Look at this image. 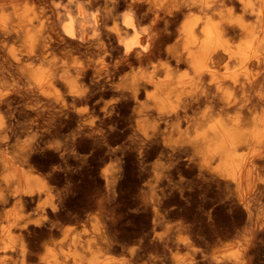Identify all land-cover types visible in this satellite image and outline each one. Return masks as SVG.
Wrapping results in <instances>:
<instances>
[{
  "label": "bare ground",
  "instance_id": "1",
  "mask_svg": "<svg viewBox=\"0 0 264 264\" xmlns=\"http://www.w3.org/2000/svg\"><path fill=\"white\" fill-rule=\"evenodd\" d=\"M239 6L255 21L233 15ZM187 9L197 11L173 29ZM89 52L93 63L85 60ZM263 60L264 0H0V204H12L0 213V264H264V72L254 71ZM136 63L153 65L126 74ZM185 64L192 71L176 74L174 67ZM106 94L116 100L101 101ZM206 102L208 110L189 124L193 132L173 139L170 126ZM139 106L143 120L133 126L131 116H122ZM118 142L121 152L135 147L143 155L159 154L169 173L186 157L201 186L212 192L178 195L161 189L160 181L164 192L141 196L155 215L152 221L144 215L141 227L128 224L115 201L117 207L104 209L109 215L103 222L102 213H86L94 205L91 196L81 208L82 198L67 196L72 187L64 178L68 198L53 200L58 183L51 188L49 182L60 177V167L51 161L55 167L43 171L39 161L59 151L63 158L87 143L117 154L112 144ZM41 199L33 217L31 206ZM174 213L185 215L184 222L178 214L179 222L158 232ZM80 219V225H66ZM171 228L187 230L188 238L175 240ZM224 232L237 240L206 250ZM190 234L206 245L200 257L172 256L173 248L192 246ZM50 235L58 237L44 241Z\"/></svg>",
  "mask_w": 264,
  "mask_h": 264
},
{
  "label": "rangeland",
  "instance_id": "2",
  "mask_svg": "<svg viewBox=\"0 0 264 264\" xmlns=\"http://www.w3.org/2000/svg\"><path fill=\"white\" fill-rule=\"evenodd\" d=\"M196 9H194V10H184L183 12H182V15H181V17L178 19V21L176 22V24H174V27H173V29L175 28V29H178L179 27H180V25L186 20V19H188L189 17H191L192 15H194L195 13H196ZM233 15H236V16H241V17H243L245 20H247V21H250V22H253V21H255V19H256V17H255V15L254 14H251L250 12H249V10H247V9H245L244 7H242V6H239V7H235L234 9H233ZM146 25L148 26V25H150V21H147L146 22ZM173 43H175V41H172V42H170L168 45H173ZM85 60L88 62V63H93V62H95L97 59H96V57H95V54L94 53H92V52H89V54H88V56H86L85 57ZM224 60H225V57H223V58H221L219 61H218V64H217V66L221 69V68H223V62H224ZM158 63H160V61H157V62H155L154 64H158ZM136 65V66H135ZM133 67L134 68H131V69H128L127 71H126V74H140V73H142V72H144L145 70L146 71H149V68H151L152 67V65L153 64H145V65H142V66H140L139 64H135ZM139 65V66H138ZM231 65H232V67L235 65V62H232L231 63ZM174 67V66H173ZM257 69H260L259 70V72H264V60L262 61V63L260 64V66H258V67H256V66H254V71H256ZM176 70V71H175ZM139 71V72H138ZM174 71L176 72V74H179V73H190L192 70H191V67L190 66H188V65H179V66H175L174 67ZM258 71V70H257ZM116 100V96H114V95H112V94H106L105 96H103L102 98H101V101H103V102H109V103H112V102H114ZM210 105V103H208V102H206V103H203V104H201L200 106H197L194 110H191L189 113H188V115L187 116H182V119L180 118L179 120H176L175 121V125H171L170 126V135L172 136V138L173 139H179L180 140V138L181 139H185V138H187V136H189L193 131V129H192V126H190L191 125V123L194 121V120H196V119H199V118H201L202 116H203V113L206 111V110H208V106ZM140 106L139 107H137L135 110H132L131 112L130 111H128V112H125L124 114H123V119L124 118H127V117H130L131 116V120H132V124H133V126H135V125H137V123L139 122V121H142L143 120V114L140 112ZM88 113H90L91 114V110H89V112ZM181 120V121H180ZM183 120V121H182ZM191 120H193V121H191ZM90 120L88 119V122H89ZM189 121H191V122H189ZM123 123H125L124 121H123ZM182 124V125H181ZM190 124V125H189ZM176 125H179V129H180V131H179V129H177V127H176ZM182 126L184 127L183 129H182ZM175 127V128H174ZM171 129L173 130L174 129V131H171ZM177 129V130H176ZM184 131V132H183ZM175 132V133H174ZM174 134V135H173ZM176 134V135H175ZM177 136V137H176ZM59 142V144L60 145H62L63 143H60V141L59 140H57V142L55 141V144L57 145V143ZM85 143V142H84ZM122 143V142H118V144L116 143V145H115V143H113L112 145H113V147L115 148V147H117L118 146V148H119V150H118V153L117 154H115V153H113L111 150H108L107 148L105 149V147H101V148H99V149H97L98 147H96V150H95V147H93L92 145H88V143L87 144H81V145H83V146H76L75 148H72V149H69L67 152H65L64 154H63V158H62V155H60V154H62V151H61V153H60V151H59V154L57 153V155H51V156H48V158L50 159H48V161L47 160H45V159H47V158H45L44 159V161L42 160V161H39V162H41L40 164H39V162H38V167L40 168V169H43V171H44V169L45 168H47V166H48V170H50V169H52V168H54L55 167V165L57 166V164H58V166L60 167V170H58V173H61L60 174V177L57 179V180H51V182H49L50 183V185L51 184H53L54 186L58 183V185H59V188L57 187L58 185H56L55 187L56 188H53L54 186H50L51 188H53V190L51 191V192H53L54 194H53V196H56V197H53V200L56 202V203H61V201H63L64 199H66V198H68L67 196H69V197H71L73 194H74V196L75 197H77V198H82V200H78V202H77V204H79V206H81V208H85L88 204H90V206H92L93 204V206L92 207H90L89 208V206L88 207H86V209H84V211L86 212L88 209V211L86 212V213H89V214H91L92 216L94 215L95 217L97 216V217H99V218H101V217H103V218H101V219H99V220H102V219H104V217L105 216H108L109 214H108V212H106L104 209L105 208H107V207H111V204H112V206H114V207H117L116 205H118L119 206V208H122V212L124 213V215L126 214V221L128 222V224H130V225H133V226H139V227H141V224L143 223V224H145V223H147V220L148 221H152L154 218L153 217H155V215H154V211H153V209H151V207H149V208H147L146 209V207H145V204H144V200L143 199H145V200H148V199H150V197L152 196V195H155V194H157V192L159 193V192H166V190H167V192L170 190V188H171V190H172V188H173V192H176V193H178V195H179V193L180 192H195L196 194L198 193V192H212L211 190H208V189H204L202 186H201V184H200V179H199V174H196V173H198V171H197V168H196V166H194V164H191V166L192 167H190V164H188L189 162L188 161H186L187 159H186V157H184L183 156V158H182V163H180V166H182L181 168H177V169H174L171 173H169L166 169H168L166 166H167V163L165 162V161H161V159H160V156H159V154H152V155H143V154H141L140 152H139V150L137 149V148H135L134 147V150H133V148H132V150H128V148L130 149V147H125L124 149H125V152L123 151V149H122V152H121V148H122V146L120 145V144ZM58 144V145H59ZM85 145V146H84ZM88 147H87V146ZM119 145H120V147H119ZM91 146V147H90ZM79 150H78V149ZM86 150H85V149ZM127 148V149H126ZM75 149V150H74ZM84 149V150H83ZM87 149H89L90 150V152H89V150H87ZM93 149V150H92ZM102 149H104V150H106V151H102ZM77 150H78V152H77ZM86 151V152H88V153H86V152H83V151ZM92 150V151H91ZM98 150V151H97ZM96 151H97V153L99 152V154H97L96 153ZM109 151V152H108ZM128 151V152H127ZM73 152V153H72ZM76 152V153H75ZM101 152L103 153V154H101ZM106 152H107V154H106ZM110 152H111V155H110ZM131 152H133V153H131ZM68 153H70L69 154V156H67L68 155ZM79 153H80V156H77V155H79ZM84 153V154H83ZM93 153V154H92ZM121 153V154H120ZM131 153V154H130ZM138 153H140V154H138ZM66 154V155H65ZM86 154V155H85ZM95 154H97V155H95ZM109 154V155H108ZM124 154V155H123ZM58 155H59V157H58ZM89 155H93V156H89ZM94 155H95V157H94ZM120 155V156H119ZM122 155H123V157H122ZM130 155V156H129ZM139 155V156H138ZM155 155V156H154ZM54 156L56 157H58V160L56 159V158H54ZM61 156V157H60ZM67 157V158H69V160L71 159V161H69L67 158L65 159V157ZM71 156H73V157H71ZM74 156H75V158H74ZM51 157H53V160H52V158ZM71 157V158H70ZM89 159H91V160H89ZM94 157V158H93ZM128 157V158H127ZM131 157V158H130ZM59 158H60V160L63 162V163H65L63 166H62V162L60 163V161H59ZM74 158V159H73ZM78 158V159H77ZM80 158V159H79ZM136 158H138V159H136ZM141 158H142V160H141ZM145 158V159H144ZM77 159V160H76ZM82 159H84L83 161H82ZM128 159V160H127ZM186 159V160H185ZM66 160V161H65ZM73 160V161H72ZM86 160V161H85ZM89 160V161H88ZM126 160V161H125ZM139 160V161H138ZM153 160H154V162H153ZM184 160H185V162H184ZM51 161H53V164H54V162L55 161H57V162H55V165H53L52 163H49L48 164V162H51ZM65 161V162H64ZM68 161V162H67ZM76 161H78V163L76 162ZM88 161V162H87ZM91 161V162H90ZM93 161V162H92ZM144 161H145V163H144ZM158 161V162H157ZM160 161H161V163H160ZM43 162V163H42ZM47 162V163H46ZM73 162H75V163H77V164H73ZM81 162V163H80ZM86 162V163H85ZM90 162V163H89ZM141 162V163H140ZM153 162V163H152ZM165 162V163H164ZM72 163V164H71ZM144 163V164H143ZM184 163V164H183ZM43 164H44V166H46V167H44L43 166ZM51 164V165H50ZM86 164V165H85ZM92 165L93 166V168H92V166L90 167V165ZM124 164V165H123ZM141 164V166H139ZM153 166H152V165ZM159 164V165H158ZM165 164V165H164ZM183 164V165H182ZM185 164H186V166H185ZM74 165V166H73ZM79 167H77V166ZM81 166V168H80V166ZM85 165V166H84ZM87 165H89L88 167H87ZM163 165H164V167H163ZM50 166V167H49ZM58 166L56 167V168H58ZM62 166V167H61ZM65 166H67V168L65 167ZM69 166V167H68ZM147 166V167H146ZM159 166H160V168H159ZM43 167V168H42ZM64 167V168H63ZM86 167H87V169H86ZM152 167H153V169H152ZM186 167V168H185ZM193 167H195V168H193ZM50 168V169H49ZM66 168V169H65ZM68 168H70V169H68ZM77 168V169H76ZM96 170H95V169ZM140 168H141V171H140ZM145 168H147V171H145L146 169ZM151 168V169H150ZM155 168V169H154ZM164 168V169H163ZM189 168H190V170H189ZM192 168H193V170H192ZM71 169H75L76 171H74V170H72V171H70ZM78 169H79V171H78ZM92 169V170H91ZM126 170V172L124 171V170ZM145 169V170H144ZM182 169V170H181ZM184 169V170H183ZM188 169V170H187ZM195 169V170H194ZM87 170V171H86ZM91 170V171H90ZM157 170V171H156ZM163 170V171H162ZM45 171H47L46 169H45ZM74 171V172H73ZM77 171H78V176H77ZM82 172V174H80L81 172ZM124 171V172H123ZM143 171V172H142ZM144 171L146 172V173H144ZM150 171V172H149ZM155 171V172H154ZM159 171V173H161L162 174V176H161V174H159V173H157ZM175 171H178V172H175ZM182 171V172H181ZM196 171V172H195ZM84 172V173H83ZM86 172H89V173H87L86 174ZM118 172V173H117ZM142 172V173H141ZM148 172V173H147ZM154 172V173H153ZM166 172H168L167 174H169L170 176H168V178H167V175H166ZM64 173V174H63ZM69 173V174H68ZM90 173H91V175H90ZM106 173V175H103V174H105ZM123 173V174H122ZM144 173V174H143ZM163 173H165V174H163ZM174 173V174H173ZM70 174H72V175H70ZM89 174V176H87ZM123 176H126V177H121V175ZM146 174V175H145ZM148 174H150V175H148ZM174 176H173V175ZM63 175H65V176H63ZM81 175V176H80ZM84 175H86L85 177H84ZM95 175V176H94ZM108 175V176H107ZM118 175V176H117ZM153 177H152V176ZM157 175V176H156ZM164 175V176H163ZM67 176H68V178H70V180L67 178ZM73 176L75 177V178H73ZM108 177L109 179H110V183L111 184H109V185H107V183H106V177ZM145 176V177H144ZM146 176H147V178H146ZM173 177V180H172V177ZM95 178V179H93V178ZM144 179H143V178ZM157 177V178H156ZM161 177V178H160ZM63 178H64V181H66V184H70L71 185V187H72V189H71V194L70 193H68V195L66 194V192H67V188L65 187V182L63 183L62 181H63ZM81 178V179H80ZM88 178H90L89 180H88ZM116 180H115V179ZM123 178V179H122ZM142 178V179H141ZM151 178H153V181L152 180H150ZM160 180H159V179ZM165 180H164V179ZM74 181H73V180ZM80 179V180H79ZM85 179V180H84ZM91 179H92V181H91ZM155 179V180H154ZM169 179V181H166V180H168ZM199 179V180H198ZM62 180V181H61ZM68 180V181H67ZM76 180V181H75ZM171 180V181H170ZM59 181V182H58ZM119 181V182H118ZM151 181V182H150ZM157 181H159V183L157 182ZM163 182V181H165V182H163V187L167 184L168 185V187H167V185L165 186L166 188H163L162 186H160V188L161 189H164V191H162L160 188H159V184L160 185H162V183L161 182ZM57 182V183H56ZM71 182H74V183H71ZM80 182V183H79ZM122 182V183H121ZM158 183V184H156V183ZM54 183H56V184H54ZM59 183H61V185L59 184ZM149 185H148V184ZM151 183V184H150ZM165 183V184H164ZM170 183V184H169ZM64 184V185H63ZM76 184H77V186H76ZM146 184V185H145ZM142 185H144V186H142ZM170 185V186H169ZM64 188H62V187ZM66 186H68V185H66ZM78 188L77 190H76V188ZM158 186V187H157ZM74 187V188H73ZM56 189H59V190H56ZM63 189V190H62ZM66 189V190H65ZM75 189V190H74ZM160 190V191H159ZM63 191V192H62ZM59 192H60V194H59ZM82 194H81V193ZM105 192V193H104ZM106 192H107V194H106ZM109 192V193H108ZM146 193V196H149L148 197V199H147V197L146 196H144V194L143 193ZM149 192V193H148ZM154 192V194H152V193ZM170 192H172V191H170ZM62 193H63V195H62ZM79 193V194H78ZM86 193H87V195H86ZM98 193V194H97ZM101 193V194H100ZM105 195H104V194ZM59 194V195H58ZM90 194V195H89ZM91 194H93V196L91 195ZM104 195V198H103V195ZM117 194H118V197H117ZM67 195V196H66ZM79 195H82V196H79ZM84 195H86L85 196V198H86V200L88 199V198H90V196H91V200H89V202H88V200H87V202L85 203V198H84ZM59 196H61V197H59ZM100 196V197H99ZM106 196V197H105ZM108 196V197H107ZM113 196V197H112ZM141 196L143 197V199L141 198ZM59 197V198H58ZM62 197H64V198H62ZM93 197V198H92ZM101 197H102V199H101ZM120 197V198H119ZM145 197V198H144ZM100 198V199H99ZM119 200H118V199ZM84 199V200H83ZM93 199H94V201H93ZM97 199V200H96ZM98 199H99V201H98ZM108 199V200H107ZM142 199V200H141ZM45 199H41V200H38V201H36L32 206H31V212H32V216L33 217H35L36 216V214H34V212H35V210L36 209H39L40 208V206H41V203L44 201ZM97 202H96V201ZM102 200V201H101ZM103 200L104 201H106L107 200V202L105 203L104 202V204L103 203H101L100 204V202H103ZM84 201V202H83ZM113 201V202H112ZM114 201H115V203H114ZM142 202V203H141ZM88 203V204H87ZM116 204V205H114V204ZM97 204V205H96ZM99 204V205H98ZM106 204V206H104ZM141 204H142V206H141ZM11 205L12 204H8V205H2V204H0V213L1 212H3V211H5V210H7V209H10L11 208ZM144 205V206H143ZM82 206H84V207H82ZM95 206V207H94ZM142 207V208H141ZM143 207L146 209V210H151V211H153V212H151V211H146V210H144L143 209ZM100 208V213H98L99 212V209ZM139 208H140V210L142 209V212H140L139 211ZM138 209V210H137ZM101 210H103V211H101ZM140 213H139V212ZM146 211V212H145ZM122 212H120V213H117V214H119L118 216H121V213ZM143 212H145V213H143ZM194 212H197V207H195V210H194ZM95 213V214H94ZM104 214L105 213V215H102V214ZM122 213V214H123ZM143 213V214H142ZM148 213H150L149 215H150V217H149V215H148ZM101 214V215H100ZM142 214V215H141ZM175 214V215H174ZM173 214V216H172V214H170V216H171V218H170V216L169 217H167L168 219H166L165 220V222L164 223H162V225H161V227L159 226V228H162L163 230H161V229H158V227H157V231L158 232H160V233H164V232H166V228H167V226H174V224H176L177 222H179V220L181 219V217H182V221L184 222V218H185V215H182V214H180V213H178L179 215H181V217L179 218V215L177 214V217H176V213H174ZM101 217H100V216ZM148 218H146L145 216ZM152 215H153V217H152ZM111 216V215H110ZM123 216V215H122ZM94 217V218H95ZM96 217V218H97ZM173 217V218H172ZM175 217V218H174ZM106 218V217H105ZM143 218V219H142ZM150 218H152L151 220H150ZM179 218V219H178ZM171 219H173V221L171 222ZM144 220H146V221H144ZM170 220V221H169ZM175 220V221H174ZM81 219L80 220H72V221H68L67 223H66V225L67 224H74V225H80V224H82L81 222H83V221H81ZM161 221V220H160ZM169 222V224H166V223H168ZM102 222H103V220H102ZM140 223V224H139ZM171 223H172V225H171ZM88 225L90 226L91 225V223L90 222H88ZM164 227V228H163ZM174 230V229H173ZM172 230V228L171 229H169L168 230V233L169 234H171V237H173L174 236V239L176 238V239H178V240H180V241H184V239H185V237L186 238H188V235L187 234H189L188 232H187V230H181V232L180 231H178V230H176V232H175V230L173 231ZM186 233V235L184 234V232ZM172 232V233H171ZM174 232H175V234H174ZM183 232V233H182ZM176 234H177V236H176ZM223 234V236H220V235H222ZM227 235V233H219L218 234V236H214L213 238H212V241H210L209 239L207 240L208 241V243H210L211 245H209V248L207 249L206 247H204V246H206L203 242H201L199 239H197L196 240V238H195V242L197 241L198 242V240L201 242H196L195 244H193L194 242V238L192 237V235H191V238L190 239H192L191 241H192V243L190 244V246L191 247H188V246H185L186 247V250H185V248L183 247L182 249H177V248H173L172 249V251H170L171 253V255L173 256V255H179V256H181L182 258H186L187 256V259H189V257H193V256H198V257H200V255H201V253H202V250L203 249H205L206 248V250H213V249H215V248H217V247H219L221 244H223L224 242H226V241H235V240H237L235 237H234V235H232V234H229L228 233V235ZM190 235H189V237H190ZM232 237H231V236ZM55 236V237H54ZM54 236H52L51 237V235H50V237H47L44 241H49V240H52V239H57V235H54ZM225 236V237H224ZM180 237V238H179ZM233 237H234V239H233ZM175 239V240H176ZM214 239V240H213ZM210 241V242H209ZM222 242V243H221ZM197 244V245H196ZM200 246V248H199V246ZM194 246H196V247H194ZM203 247V248H202ZM198 249H200V250H198ZM202 249V250H201ZM174 250V251H173ZM197 252H196V251ZM177 251H179V253L177 252ZM186 251V252H185ZM187 251H188V253H187ZM175 252V253H174ZM181 252H183V253H181ZM191 252H192V254L193 255H189V254H191ZM181 253V254H180ZM195 253V254H194ZM199 253H200V255H199ZM260 264H263V263H260Z\"/></svg>",
  "mask_w": 264,
  "mask_h": 264
},
{
  "label": "clouds",
  "instance_id": "3",
  "mask_svg": "<svg viewBox=\"0 0 264 264\" xmlns=\"http://www.w3.org/2000/svg\"><path fill=\"white\" fill-rule=\"evenodd\" d=\"M69 3H73V0H69ZM125 23H127L129 25V27H131V21L130 20H126ZM90 27H93L94 28V25H90ZM115 31V29H113ZM68 35L69 36H73V32H72V29H71V25L69 24L68 26ZM93 35L94 36H98L99 33L98 32H93ZM133 40H135V38H133ZM121 43H123V40H121ZM130 50V48H129Z\"/></svg>",
  "mask_w": 264,
  "mask_h": 264
}]
</instances>
